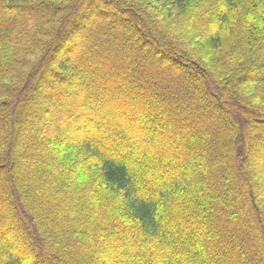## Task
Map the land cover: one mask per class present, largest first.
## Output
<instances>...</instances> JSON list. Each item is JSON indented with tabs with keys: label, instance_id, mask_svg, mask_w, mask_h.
Segmentation results:
<instances>
[{
	"label": "trees",
	"instance_id": "trees-1",
	"mask_svg": "<svg viewBox=\"0 0 264 264\" xmlns=\"http://www.w3.org/2000/svg\"><path fill=\"white\" fill-rule=\"evenodd\" d=\"M169 2L0 0V264H264V0Z\"/></svg>",
	"mask_w": 264,
	"mask_h": 264
},
{
	"label": "rangeland",
	"instance_id": "rangeland-1",
	"mask_svg": "<svg viewBox=\"0 0 264 264\" xmlns=\"http://www.w3.org/2000/svg\"><path fill=\"white\" fill-rule=\"evenodd\" d=\"M146 2L149 3L148 4L149 6L153 5L154 9L155 8H157V9L165 8L169 11V13L172 12V15L177 14V10H175L172 7L169 0H146ZM155 2H156V4H155ZM81 78L79 77L78 79H81ZM58 84L61 87H63L65 85L63 82H60ZM42 93H43L42 91H35V95H36L35 99L41 100L42 104L50 109L51 114H49V117L51 118L55 114L53 111L54 108L52 107V104H55L58 100L56 98H54L50 102V98L49 97L43 98ZM249 95H250V97H253L254 101H256V102H259L263 98L262 93H259L258 91H256L254 94L249 93ZM63 117L68 118L66 114H64ZM58 124H59V122L57 120L56 121L54 120L53 122L51 121V124L48 125L47 127H45V126L42 127L41 126L42 124L38 121L37 122L38 127H37V125H35V126H33V128L32 127L27 128V131H26L27 136L25 138L22 137L21 141L26 142V141H28V139H30V137L35 136V135L38 137H46V136H49V135L54 134V133L56 134V132L58 131L56 128ZM261 146L262 145L260 144L259 145V151L254 154V162H255L254 164H256V165L251 166L250 169L252 171H256L259 168V166H261L263 163L262 153L264 152V147L263 146L261 147ZM45 149L46 148H44V147L41 148V150L39 149L40 153L46 154L47 152H45ZM34 160L36 161L38 159L37 158L36 159H33V158L29 159L28 157L24 156L19 161H20L21 165H23L24 167L27 168L28 171L30 170L32 172L33 176H35V174H33L35 172H36V174L40 175L39 171L37 170L36 163H34ZM13 173H14V170H13ZM29 174H30V172H29ZM16 180L18 181L17 178H16ZM37 184H38V182H37ZM60 211H61V209H59L57 212H53V214L58 215L60 213ZM26 236L28 237V235H26Z\"/></svg>",
	"mask_w": 264,
	"mask_h": 264
}]
</instances>
